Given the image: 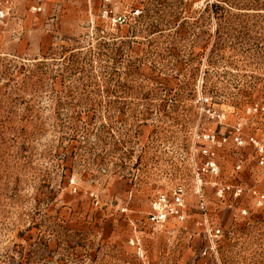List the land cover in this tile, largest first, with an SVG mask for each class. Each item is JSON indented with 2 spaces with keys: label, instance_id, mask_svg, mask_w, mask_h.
Segmentation results:
<instances>
[{
  "label": "rangeland",
  "instance_id": "rangeland-1",
  "mask_svg": "<svg viewBox=\"0 0 264 264\" xmlns=\"http://www.w3.org/2000/svg\"><path fill=\"white\" fill-rule=\"evenodd\" d=\"M8 6L0 264H264V205L214 185L264 193L253 147L233 141L264 132V0ZM203 148L218 173L198 183ZM176 187L186 218L152 224Z\"/></svg>",
  "mask_w": 264,
  "mask_h": 264
},
{
  "label": "built area",
  "instance_id": "built-area-1",
  "mask_svg": "<svg viewBox=\"0 0 264 264\" xmlns=\"http://www.w3.org/2000/svg\"><path fill=\"white\" fill-rule=\"evenodd\" d=\"M14 0H3L4 6L0 8V19L5 16V11L9 9V4H11ZM35 11H39L40 7H33ZM207 101V98L205 99ZM254 111H264V107L259 108L257 105H254L252 108ZM240 129H236V133L233 134V141L238 145L249 144L253 147L255 151V158L257 163V168L259 169V173L264 174V132H262L261 137L256 135H250L247 139H243L239 134ZM204 137L211 144L225 142L226 138L223 137L221 141L215 140V135L211 132H207ZM210 148H203L201 151L207 157V160L201 166H195V178L198 183L202 182V176L205 174L216 175L218 173V166L215 162L214 152L209 150ZM236 169H242V164L239 162L236 165ZM216 186V194L218 197L223 198L225 192H231L233 196H241L244 192L250 194V196L254 199L256 205L261 206L264 205V193L255 189L254 186L245 188L241 184H218L214 183ZM202 198V195H200ZM245 212V210H243ZM148 220L152 224H163L169 219H175L179 221H183L186 218L185 212V203H184V190L182 187H176L171 190L169 195L161 193L151 202V210L148 213ZM220 233L219 229H209L208 237L210 242H213V238L218 236Z\"/></svg>",
  "mask_w": 264,
  "mask_h": 264
},
{
  "label": "crops",
  "instance_id": "crops-1",
  "mask_svg": "<svg viewBox=\"0 0 264 264\" xmlns=\"http://www.w3.org/2000/svg\"><path fill=\"white\" fill-rule=\"evenodd\" d=\"M19 28H20L19 25H15V24H14V28H12V29H14V30L16 29V30H17V29H19ZM4 34L6 35V34H8V33L6 32V33H4Z\"/></svg>",
  "mask_w": 264,
  "mask_h": 264
}]
</instances>
